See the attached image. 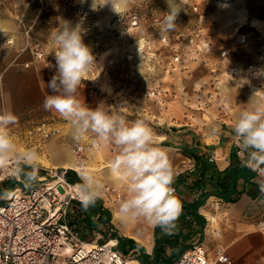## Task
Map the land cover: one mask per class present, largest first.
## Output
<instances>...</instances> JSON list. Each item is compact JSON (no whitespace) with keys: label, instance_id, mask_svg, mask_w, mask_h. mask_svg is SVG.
<instances>
[{"label":"rangeland","instance_id":"rangeland-1","mask_svg":"<svg viewBox=\"0 0 264 264\" xmlns=\"http://www.w3.org/2000/svg\"><path fill=\"white\" fill-rule=\"evenodd\" d=\"M106 2L0 0V61L6 67L13 61L0 76V114L17 117L10 126L16 150L36 149L38 166L52 145H68L97 176L119 151L113 144L90 145L91 133L79 143H68L71 123L43 108L56 71L53 37L63 21L82 28L83 41L97 62L98 68L80 85L81 102L91 108L102 104L128 120L144 119L163 149L167 141L161 134L168 128L212 130L238 119L241 110L252 106L250 84L260 91L257 98L264 97V76L255 75L264 70V0H177L181 8L177 27L165 35L161 34L165 0H132L131 7L115 16ZM82 6L88 11L85 19ZM5 22L17 25V39L2 29ZM231 89L237 98H229ZM42 122L57 131L52 138L44 140L35 131ZM81 144L86 149L77 152ZM1 177L4 205L8 198L4 193L15 182L7 173L0 172ZM108 187L110 201L120 204L126 198L120 186Z\"/></svg>","mask_w":264,"mask_h":264},{"label":"crops","instance_id":"crops-1","mask_svg":"<svg viewBox=\"0 0 264 264\" xmlns=\"http://www.w3.org/2000/svg\"><path fill=\"white\" fill-rule=\"evenodd\" d=\"M131 6L132 0H122L115 11L110 7V13L115 16ZM2 29L13 32L16 39L20 36L15 23L5 22ZM12 63H6L7 67ZM7 67L0 61V76ZM249 92L254 93L250 89ZM229 95L237 98L238 94L231 89ZM236 120L220 124L218 135L212 134L211 129L192 126L162 132L161 140L167 141L164 148L169 150L174 172H180L175 174L173 187L182 212L172 235L161 230L156 233V228L146 222H121L119 204L110 201L107 188L120 186L127 197V182L111 172L112 159L97 174L103 191L95 206L87 211L79 201L70 206L67 222L71 229L84 242L98 237L101 242L114 240L121 247L118 251L140 264H176L183 252L196 243L203 244L212 259L216 249L222 248L231 257V264H264V194L259 190L257 173L242 165L246 154L239 152L233 138ZM72 132L73 129L67 131L68 143L73 140ZM48 152L42 166L77 171L72 165L65 166L73 155L77 158L68 145H52ZM214 201L220 202L218 210L211 207ZM156 241L158 258L152 255Z\"/></svg>","mask_w":264,"mask_h":264},{"label":"clouds","instance_id":"clouds-1","mask_svg":"<svg viewBox=\"0 0 264 264\" xmlns=\"http://www.w3.org/2000/svg\"><path fill=\"white\" fill-rule=\"evenodd\" d=\"M167 12L161 24L165 35L177 27L181 10L177 0H165ZM122 0H107L115 11ZM84 32L70 21L63 24L53 37L55 74L48 82L50 95L43 101L46 111L54 110L73 126L72 138L76 143L93 134L96 147L113 144L118 154L111 162V172L126 181L127 197L119 204V218L125 225L142 221L153 228L159 227L166 235L177 229L182 205L173 187L175 172L165 149L158 145L154 130L144 119L128 120L126 116L106 109L102 104L95 108L78 98L80 85L87 73L97 67L91 48L83 41ZM264 76V70L255 73ZM253 93L248 104L239 112L233 126V138L240 153L246 154L242 165L257 173L259 190L264 194V97ZM17 117L10 112L0 114V172L18 178L26 186L37 181L39 153L34 148L17 152L10 126ZM218 135L220 127L214 126ZM75 195L82 209L94 207L101 198L103 184L87 168L79 173ZM7 196V193H4Z\"/></svg>","mask_w":264,"mask_h":264},{"label":"built area","instance_id":"built-area-1","mask_svg":"<svg viewBox=\"0 0 264 264\" xmlns=\"http://www.w3.org/2000/svg\"><path fill=\"white\" fill-rule=\"evenodd\" d=\"M80 14L82 19L88 16L85 6ZM35 131L44 140L57 132L47 122L40 123ZM89 144L94 146L92 141ZM84 149L85 145L76 146L77 152ZM38 168V179L30 185L15 178L7 203L0 205V264H140L127 259L113 240L101 242L98 237L92 242L82 241L67 222L70 206L78 201L75 195L78 182L68 178L69 169ZM211 207L218 210L220 202L214 201ZM217 263L231 264L232 259L222 248L216 249L212 259L201 243L192 245L176 262Z\"/></svg>","mask_w":264,"mask_h":264},{"label":"bare ground","instance_id":"bare-ground-1","mask_svg":"<svg viewBox=\"0 0 264 264\" xmlns=\"http://www.w3.org/2000/svg\"><path fill=\"white\" fill-rule=\"evenodd\" d=\"M249 87V89H250V91H256V87L254 86V85H249L248 86ZM230 92H231V90H230ZM230 94V93H229ZM228 94V95H229ZM233 94V93H232ZM234 95V94H233ZM229 97H230V95H229ZM233 98V97H232ZM67 153V152H66ZM68 154V153H67ZM65 163V162H64ZM83 164V163H82ZM78 160H77V158L73 155L71 158H70V161L69 162H67V163H65V166H68V165H72L73 167H76L77 168V171H79V172H81V170H82V168H86L85 166H83ZM53 169H57V168H53ZM120 178V177H119ZM112 243L114 242V240L113 241H111Z\"/></svg>","mask_w":264,"mask_h":264},{"label":"trees","instance_id":"trees-1","mask_svg":"<svg viewBox=\"0 0 264 264\" xmlns=\"http://www.w3.org/2000/svg\"><path fill=\"white\" fill-rule=\"evenodd\" d=\"M68 178L72 181V182H79V180L77 179V177H76V172L75 171H73V170H69L68 171ZM213 183V182H212ZM210 186H211V184H210ZM218 194V193H217ZM7 195H8V193H7ZM161 229L159 228V227H156V233L158 232L159 233V231H160ZM157 245H159L158 243H157V241H156V244H155V248H156V250L154 249V252H153V256L155 257H157L158 258V256H157ZM164 252V251H163ZM156 258V262L159 260V259H157Z\"/></svg>","mask_w":264,"mask_h":264}]
</instances>
